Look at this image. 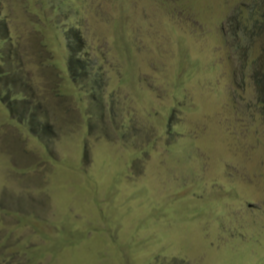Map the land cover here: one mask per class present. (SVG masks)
<instances>
[{"label":"rangeland","instance_id":"374dc122","mask_svg":"<svg viewBox=\"0 0 264 264\" xmlns=\"http://www.w3.org/2000/svg\"><path fill=\"white\" fill-rule=\"evenodd\" d=\"M0 264H264V0H0Z\"/></svg>","mask_w":264,"mask_h":264},{"label":"trees","instance_id":"16d2710c","mask_svg":"<svg viewBox=\"0 0 264 264\" xmlns=\"http://www.w3.org/2000/svg\"><path fill=\"white\" fill-rule=\"evenodd\" d=\"M71 48H72V47H71V44L68 43V50H69V52H70V54H71V58H70V60H71V62H70V70H71V72L74 74L75 71H80L81 69L78 68V67L73 63V60L75 59V56H76V52H75L74 49H71ZM74 76H75V75H74Z\"/></svg>","mask_w":264,"mask_h":264}]
</instances>
